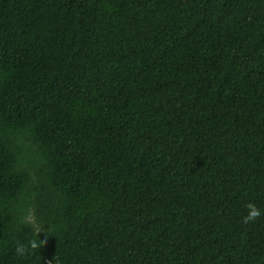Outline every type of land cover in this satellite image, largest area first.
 <instances>
[{
    "label": "trees",
    "instance_id": "1",
    "mask_svg": "<svg viewBox=\"0 0 264 264\" xmlns=\"http://www.w3.org/2000/svg\"><path fill=\"white\" fill-rule=\"evenodd\" d=\"M0 264H264V0H0Z\"/></svg>",
    "mask_w": 264,
    "mask_h": 264
},
{
    "label": "clouds",
    "instance_id": "2",
    "mask_svg": "<svg viewBox=\"0 0 264 264\" xmlns=\"http://www.w3.org/2000/svg\"><path fill=\"white\" fill-rule=\"evenodd\" d=\"M246 214L242 217V223L248 224L255 222L258 218L261 217L262 213L261 210L256 206L255 203L249 202L245 206ZM28 223H34V218L29 219L27 221ZM42 230V227H38L35 231V236L32 239H29L27 243H22L17 241L16 247H15V254L18 257H26L31 254H35L38 252V250L43 247L46 244L47 241V234L45 233V239H37V234L40 233Z\"/></svg>",
    "mask_w": 264,
    "mask_h": 264
}]
</instances>
